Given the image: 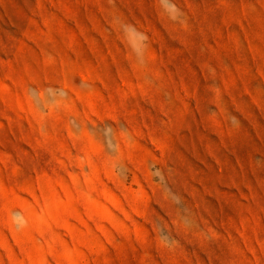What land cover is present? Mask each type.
Listing matches in <instances>:
<instances>
[{
    "label": "rangeland",
    "instance_id": "374dc122",
    "mask_svg": "<svg viewBox=\"0 0 264 264\" xmlns=\"http://www.w3.org/2000/svg\"><path fill=\"white\" fill-rule=\"evenodd\" d=\"M0 264H264V0H0Z\"/></svg>",
    "mask_w": 264,
    "mask_h": 264
}]
</instances>
